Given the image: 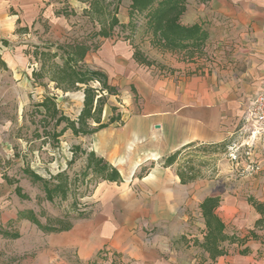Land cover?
<instances>
[{
	"label": "crops",
	"instance_id": "1",
	"mask_svg": "<svg viewBox=\"0 0 264 264\" xmlns=\"http://www.w3.org/2000/svg\"><path fill=\"white\" fill-rule=\"evenodd\" d=\"M59 1L63 4L0 0L3 39L14 32L11 20L15 18L19 33L34 31L44 44L65 41L71 16L62 11L54 14V5L63 7L66 0ZM10 8L17 15L9 16ZM181 23L203 26L209 36L206 54L210 40L220 42L215 55L222 64L216 71L182 75L177 82L159 78L150 71L152 66L134 61L128 44L132 63H90L111 40H100L97 50L86 56L84 64L104 73L118 93L123 89V97L109 96L122 99L111 105L118 114L107 115V123L113 116L118 121L89 137L73 138L79 141L75 145L115 168L122 182H96L86 198L91 209L87 219L71 222L66 231L43 233L35 257L38 264H264V141L248 149L256 169L249 171L247 199L236 202L223 197L224 191L217 195L220 203L215 213L226 234L242 241L224 244L225 255L214 261L199 247L204 236L199 209L201 240L194 241L199 262L192 261L190 252H176L172 247L185 225L171 220L172 187L200 179L181 185L175 172L163 167V160L181 148L226 143L242 126L245 101L264 91V0H187ZM249 198L263 206L262 213L248 204ZM258 221L262 223L256 227Z\"/></svg>",
	"mask_w": 264,
	"mask_h": 264
},
{
	"label": "rangeland",
	"instance_id": "2",
	"mask_svg": "<svg viewBox=\"0 0 264 264\" xmlns=\"http://www.w3.org/2000/svg\"><path fill=\"white\" fill-rule=\"evenodd\" d=\"M52 1L54 4H63V1ZM128 6L129 0H123L118 14V19L123 25L129 22ZM54 9H56L54 14L60 11L71 14L70 30L65 33L66 40L81 41L90 35L91 27L82 16L80 6L75 2L66 0L63 7L54 5ZM15 15L17 13L10 8L9 16ZM11 21H14V32L7 35L6 40L0 33V264H38L35 257L43 232L21 218L22 213H32L42 226L58 220L65 223L73 222L76 219L71 206L73 199L79 212H91L86 198L91 194L95 183H90L85 190L80 177L78 178L82 169L81 160L68 166L72 157L70 149L79 141L74 139L69 131L61 136L57 143L45 140L42 130L45 128L48 131L51 127L41 122L42 118L35 109V105L45 96H53L59 111L65 117L75 120L82 108L83 92L79 90L62 94L53 90V85L46 82H44L46 86L34 84L31 74L34 69L39 68L33 57L34 47L45 42L37 40L38 35L34 31L28 34L19 33L16 19ZM186 22L189 20L186 19ZM119 32L118 29L115 30L114 37L105 46L103 53L95 54L90 63H132L129 55L136 49L152 64L150 71L154 76L163 79L174 78L176 82L182 75H209L222 64L216 61L218 56L215 52L218 46H221L217 44L220 42L214 39L212 40L214 42L210 40L207 54L186 61L182 55L162 53L152 48L149 37L142 29L138 30L133 38L129 37L128 27L122 34ZM121 51L126 55H122ZM91 87L100 89L98 84H91ZM115 93L119 98L123 97V89ZM103 96L106 101L102 119L107 123L108 114H118L113 111L115 108L111 105L114 101L120 103L122 99L110 98L104 93ZM62 127L63 125L57 131ZM244 141L245 139H238L235 134L227 138L226 149L220 146H191L181 152L171 169V173H176L180 166L188 163L199 171L200 180L197 182L189 186L172 187L175 209L171 220L180 225L185 223L172 241V247L176 252H190L195 263L200 260V251L194 241L201 240L199 229L201 220L198 211L201 201L205 197L217 196L223 191L225 193L223 197L234 198L236 202L247 199L244 191L251 187L249 171L255 170L256 165L247 159L246 148H242L243 152L236 160L230 158L228 149L231 144L236 145L237 142ZM25 168L46 180L61 171L66 172L72 181L67 200L63 202L55 199L52 203L45 201L40 185L32 184L22 174ZM6 178L17 181L22 194L28 196L29 200L19 199L14 194V186L6 183ZM238 189L242 193L236 192Z\"/></svg>",
	"mask_w": 264,
	"mask_h": 264
},
{
	"label": "trees",
	"instance_id": "3",
	"mask_svg": "<svg viewBox=\"0 0 264 264\" xmlns=\"http://www.w3.org/2000/svg\"><path fill=\"white\" fill-rule=\"evenodd\" d=\"M85 6L82 16L91 27L90 35L77 40H65L62 43H49L34 47L33 57L39 65L38 69L32 71L34 84L46 86L52 84L55 91L62 94L73 93L81 90L83 92L82 108L75 120L65 117L58 109L55 97L45 96L43 100L35 105L36 112L41 116V122L46 123L50 130L43 129L45 140L57 143V140L66 132L72 137H89L94 133L106 128L119 120V117H111L107 124H102V113L105 105V97L115 94V90L108 85L107 76L96 70L88 68L84 64L86 56L98 48L100 40H111L115 30L120 34L128 27L129 37L133 38L138 30L142 29L150 39L152 48L162 52L182 55L186 61L193 60L196 56H204V48L208 40V33L202 25L194 24L185 26L181 23V17L186 11L187 0H131L128 6L129 22L123 25L119 22L118 14L123 0H74ZM64 16H71L62 12ZM128 40V39H124ZM133 59L136 63L150 67L148 62L136 49H133ZM98 84L99 90L91 87ZM41 110V111H39ZM115 112V109H113ZM63 127L57 131V129ZM224 143L220 147L227 148ZM191 147V146H190ZM189 147H184L174 152L163 160L164 168H173L181 152ZM71 160L68 166L77 160L84 162L81 174L78 176L87 190L90 183L98 181L116 183L122 182L118 171L98 158L92 151L83 149L81 145H74L70 149ZM143 172V171H142ZM22 174L32 183L39 184L44 194L45 201L52 203L55 199L65 202L69 196L71 183L66 172L61 171L49 180L43 179L29 168H25ZM181 185L190 184L200 179L199 171L188 163L180 166L176 171ZM9 186H14V194L21 200H29L28 196L22 194L17 181L5 179ZM248 204L263 212V206L249 198ZM220 203L217 196L204 198L199 204V211L204 225L203 242L199 247L208 254L211 261L225 255L224 244L241 242L235 236L225 232V226L217 217L215 211ZM72 211L76 214V220H84L90 216L89 213L79 212L77 203L73 199ZM21 218L35 225L43 233L66 231L71 222L63 220L55 221L53 224L42 226L32 213H22ZM262 221L256 223L260 226ZM255 237L253 233L250 234ZM247 251L245 250L244 253Z\"/></svg>",
	"mask_w": 264,
	"mask_h": 264
},
{
	"label": "built area",
	"instance_id": "4",
	"mask_svg": "<svg viewBox=\"0 0 264 264\" xmlns=\"http://www.w3.org/2000/svg\"><path fill=\"white\" fill-rule=\"evenodd\" d=\"M236 136L238 139H245L244 142L231 144L230 158L236 160L240 157V153L243 152L242 148H246L245 155L249 159L248 149H251L256 143L264 141V91L257 93L247 99L244 104V110L242 115V126L237 131ZM253 170V169H250ZM102 264H113L111 262H105Z\"/></svg>",
	"mask_w": 264,
	"mask_h": 264
}]
</instances>
